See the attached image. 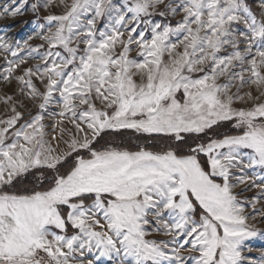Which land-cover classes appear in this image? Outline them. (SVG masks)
<instances>
[{
	"label": "snow or ice",
	"instance_id": "snow-or-ice-1",
	"mask_svg": "<svg viewBox=\"0 0 264 264\" xmlns=\"http://www.w3.org/2000/svg\"><path fill=\"white\" fill-rule=\"evenodd\" d=\"M55 2L44 44L0 36V264H264V0Z\"/></svg>",
	"mask_w": 264,
	"mask_h": 264
},
{
	"label": "rangeland",
	"instance_id": "rangeland-1",
	"mask_svg": "<svg viewBox=\"0 0 264 264\" xmlns=\"http://www.w3.org/2000/svg\"><path fill=\"white\" fill-rule=\"evenodd\" d=\"M9 0H0V9L4 7L6 3H8ZM66 2H70V0H66ZM32 3H39L41 5L38 12H33L31 10L30 5ZM45 3V0H28V4L25 5L23 14L18 15L15 18L8 17V16H0V36L4 37L10 44L13 46L19 44L20 46H24V42L27 41L28 45L35 47L41 44H44V41L40 39L41 34L47 33V22H46V16L49 14L59 15L62 14L64 11V8L62 6H58L55 0L51 3V5L45 9L43 7V4ZM157 21H160V17H154ZM180 19V17H176V19L171 20L172 24L176 23V20ZM41 25H43V29L41 28ZM54 30V29H53ZM31 37V38H30ZM44 49H41L43 51ZM27 52V48H25V51L21 53V55H25ZM132 56H136V53H132ZM9 59H12L11 56L8 57ZM37 63L36 60H32L31 58H28V63L25 64L23 67H31L34 66ZM5 59L2 54H0V67L4 66ZM16 88V85L13 84L11 87H4L2 83H0V95L3 93H9L11 94L12 91ZM247 90V89H245ZM238 107L240 105H237ZM29 109L33 110L31 105H29ZM58 111V109H57ZM6 115L5 110L2 105H0V118H3ZM25 116L27 117V113H25ZM46 123H53L52 120H46ZM66 126L70 130H74L72 128L71 124H67ZM47 131H51V129H47ZM68 137L66 136L65 139ZM60 148L63 150L65 148V145L61 142ZM258 174L264 175V170H256ZM256 183H259L257 180ZM251 184V181H249L248 184L241 185L237 189H235L236 192H243V194L239 197L240 199H246L255 197L259 194L260 189L258 188H251L249 191H244V189L248 188ZM264 206V202L262 204H258L257 207ZM249 224L255 226V228L261 232L264 233V223L259 222V217H257L256 220H249ZM162 239H167V237H160ZM246 244L253 249L251 252H245L244 254L253 258L260 257L262 252L261 250H264V235L257 236L253 238L250 241H247ZM183 255H188V253H182Z\"/></svg>",
	"mask_w": 264,
	"mask_h": 264
},
{
	"label": "trees",
	"instance_id": "trees-1",
	"mask_svg": "<svg viewBox=\"0 0 264 264\" xmlns=\"http://www.w3.org/2000/svg\"><path fill=\"white\" fill-rule=\"evenodd\" d=\"M27 118V117H26ZM224 134L228 135H239L242 134V129L240 128H234L232 127L230 122H226L224 126L218 128L215 133L209 132V136H222ZM107 141L111 145L123 147L129 150H137L138 145H145L149 148V150H159L157 148L152 147V142H145L143 140L137 139L136 134L128 132L124 136L115 137V136H109L105 137ZM101 144L104 143V141L100 142ZM184 151H187V149H184ZM27 187H31V185H27ZM22 190V189H21Z\"/></svg>",
	"mask_w": 264,
	"mask_h": 264
}]
</instances>
